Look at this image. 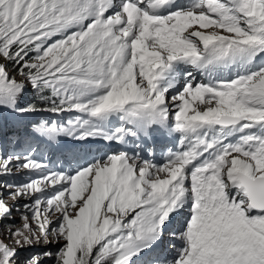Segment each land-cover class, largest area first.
I'll list each match as a JSON object with an SVG mask.
<instances>
[{
    "label": "snow or ice",
    "instance_id": "obj_1",
    "mask_svg": "<svg viewBox=\"0 0 264 264\" xmlns=\"http://www.w3.org/2000/svg\"><path fill=\"white\" fill-rule=\"evenodd\" d=\"M13 138L0 264H264V0H0ZM37 140L76 145L53 168Z\"/></svg>",
    "mask_w": 264,
    "mask_h": 264
},
{
    "label": "rangeland",
    "instance_id": "obj_2",
    "mask_svg": "<svg viewBox=\"0 0 264 264\" xmlns=\"http://www.w3.org/2000/svg\"><path fill=\"white\" fill-rule=\"evenodd\" d=\"M71 116H72V114H63L62 116L57 117V116H54V115L49 114V113H41L38 116H36L34 119L35 120L50 119V120H52V121H54L56 123H59V124H66L67 119L71 118ZM72 142H74V141H72ZM44 144H45L46 148L49 147L46 143H44ZM9 145H10V143H8L6 140L5 141H0V155H9V154L15 153L14 149H12V150L9 149ZM51 149L53 151H55L54 147H52ZM68 153H69V151L65 152V153L63 151L62 152H57L54 161H57L59 159L63 160L64 156L67 155ZM92 153H96V152L92 151ZM5 179H7L8 182L23 183L27 179V177L23 173H20V174H15L14 173L12 177L0 178V181H3ZM0 192H2L4 198L7 199L8 191L0 189ZM8 203L11 204V203H13V201L9 200ZM15 203H16L17 207L19 208V207L23 206L25 201L24 200H20V201H17ZM14 216L16 217L17 220L19 219V216H18L17 213H15V211H14ZM178 219L176 220V222L180 221ZM181 223H182V221H181ZM173 228H175V227H171L170 230H173ZM169 239H170V237L166 235V237H165V245L163 247H165V248L167 247V242H168Z\"/></svg>",
    "mask_w": 264,
    "mask_h": 264
},
{
    "label": "bare ground",
    "instance_id": "obj_3",
    "mask_svg": "<svg viewBox=\"0 0 264 264\" xmlns=\"http://www.w3.org/2000/svg\"><path fill=\"white\" fill-rule=\"evenodd\" d=\"M88 145H98V146H102V145H105L103 141H98L97 144H95V141H91V142H88ZM159 147V146H158ZM163 147V146H162ZM143 155H145L143 153ZM178 220H182L181 218H179ZM176 224V222L174 223V225Z\"/></svg>",
    "mask_w": 264,
    "mask_h": 264
},
{
    "label": "trees",
    "instance_id": "obj_4",
    "mask_svg": "<svg viewBox=\"0 0 264 264\" xmlns=\"http://www.w3.org/2000/svg\"><path fill=\"white\" fill-rule=\"evenodd\" d=\"M21 135H23V133H21ZM14 141H15V138H13V142H12V143H10V145H9V149H10V150H11V148H12L13 144H14Z\"/></svg>",
    "mask_w": 264,
    "mask_h": 264
}]
</instances>
